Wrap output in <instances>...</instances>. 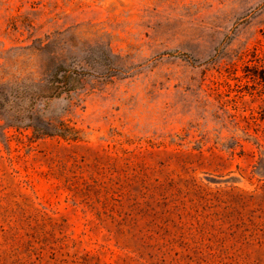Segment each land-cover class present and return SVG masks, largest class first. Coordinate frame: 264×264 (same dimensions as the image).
Returning a JSON list of instances; mask_svg holds the SVG:
<instances>
[{"label": "rangeland", "instance_id": "rangeland-1", "mask_svg": "<svg viewBox=\"0 0 264 264\" xmlns=\"http://www.w3.org/2000/svg\"><path fill=\"white\" fill-rule=\"evenodd\" d=\"M260 60L264 0H0V86H76L0 121V264H264Z\"/></svg>", "mask_w": 264, "mask_h": 264}, {"label": "trees", "instance_id": "trees-1", "mask_svg": "<svg viewBox=\"0 0 264 264\" xmlns=\"http://www.w3.org/2000/svg\"><path fill=\"white\" fill-rule=\"evenodd\" d=\"M259 66L246 68L244 79L252 83V87L260 86L264 89V60ZM69 75H64L67 78ZM76 86L64 83L55 84L51 78L42 80L36 84H21L16 87L4 88L0 86V121L5 122L6 126L20 127L24 122V114L31 112L33 106L41 100L52 99L61 96L63 92L75 89ZM31 118V116H27ZM4 124H0V134L3 135Z\"/></svg>", "mask_w": 264, "mask_h": 264}]
</instances>
